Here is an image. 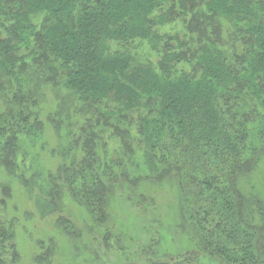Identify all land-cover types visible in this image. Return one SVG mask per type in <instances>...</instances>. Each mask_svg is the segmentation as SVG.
<instances>
[{"label":"trees","instance_id":"16d2710c","mask_svg":"<svg viewBox=\"0 0 264 264\" xmlns=\"http://www.w3.org/2000/svg\"><path fill=\"white\" fill-rule=\"evenodd\" d=\"M48 89L59 105L47 121L69 138L42 181L48 204L69 194L103 224L119 187L168 182L190 248L147 264L264 263L254 183L264 166V0H0V166L10 173L43 134ZM10 191L0 195V264H23L4 215ZM48 242L35 264H53Z\"/></svg>","mask_w":264,"mask_h":264},{"label":"rangeland","instance_id":"374dc122","mask_svg":"<svg viewBox=\"0 0 264 264\" xmlns=\"http://www.w3.org/2000/svg\"><path fill=\"white\" fill-rule=\"evenodd\" d=\"M165 30L170 31V25L165 26ZM58 105L54 92L46 90L40 105L45 121L42 136L19 157L15 174L0 166V195L4 186L11 188L4 215L15 222L22 263L35 264L38 242L49 243L51 238L56 244L53 264H147L152 258L184 255L190 248V240L177 230L178 191L168 182L144 181L137 187H119L111 201L109 220L103 224L93 221L87 210L69 194L58 201V207L47 203L49 198L45 199L42 191L47 187L42 181L61 166L65 159L64 146L69 145L68 136L60 134L47 121ZM109 144L112 149L118 147L116 140L109 139ZM77 153L80 157L82 149ZM37 166L44 173L35 177ZM18 174H23L25 182ZM254 183L264 195L263 165ZM59 219H68L77 235L67 234Z\"/></svg>","mask_w":264,"mask_h":264}]
</instances>
